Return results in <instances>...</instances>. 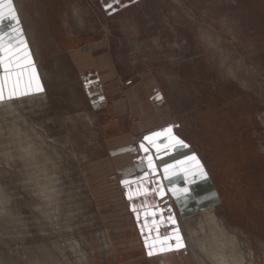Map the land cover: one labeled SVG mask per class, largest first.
<instances>
[{
    "label": "rangeland",
    "instance_id": "obj_1",
    "mask_svg": "<svg viewBox=\"0 0 264 264\" xmlns=\"http://www.w3.org/2000/svg\"><path fill=\"white\" fill-rule=\"evenodd\" d=\"M12 5L19 23L0 3L4 43L22 32L43 91L0 103V264H217L190 233L210 236L211 210L237 238L219 249L229 263L264 264V0ZM20 48L13 78L30 72ZM167 126L196 154L170 158L195 156L206 177L166 176L169 152L145 137ZM176 176L191 178L176 196L192 185L180 209L159 195ZM175 228L186 247L149 256L146 238Z\"/></svg>",
    "mask_w": 264,
    "mask_h": 264
},
{
    "label": "snow or ice",
    "instance_id": "obj_2",
    "mask_svg": "<svg viewBox=\"0 0 264 264\" xmlns=\"http://www.w3.org/2000/svg\"><path fill=\"white\" fill-rule=\"evenodd\" d=\"M2 2L3 0H0V3ZM115 2L119 3V0H115ZM7 4H8L9 11L11 13V19L14 20L16 23H19L15 15V10L12 5V0H7ZM111 7L112 5L109 4V8ZM2 22H3L2 15H0V24H2ZM17 36L19 37L18 45L23 46V48L25 49L26 55L28 56L27 65L30 68V72H29L27 79L23 81L21 80V77L24 76V73L22 72H17L14 78L11 77L10 75L4 77V81L0 82V103H3L5 98H7L8 100H12V99L19 98V96L28 95L30 94L29 90L33 89V87L35 91H43V88L39 82V76L36 72L34 62L31 60L30 53L27 52V44L23 40L22 32L17 31ZM8 40H9V43L5 44L3 35H0V53L3 54V56L0 57V64H3L6 72L9 70V68L13 66L14 61H15V66L17 68L21 67V64L19 63V59L15 56V52L19 51V47H17L16 49H13L11 47V42L17 41V37L9 34ZM8 81H11V84L8 88L7 97H5L4 88H5V83ZM33 81L35 82L34 85H33ZM162 136L167 137V142L164 143L163 145L156 143V140ZM145 140H147L154 148H156L157 153H159L161 149H164L167 151H173V150L178 151L180 149H184L188 147V145L183 140H181L180 138L172 134L171 127L167 128L165 131H162V132L160 131L155 132L152 135L145 137ZM141 148H143V150L146 153L148 152V149L144 148L143 145H141ZM147 159H148L149 166L152 167L153 171L155 172V166L152 164V157L148 156ZM188 161L194 162L195 167L193 169H189L185 167ZM178 168L184 171L186 174L191 175L192 179L190 183H195L197 176L200 177L201 179L206 177V173L203 170V166L199 163V161L197 160L195 156H188L184 160H177L175 164H168L164 168V173L166 174V176H168L170 169H178ZM125 184H127V181H125ZM144 191H147V189H144ZM180 192L182 195L178 196L177 197L178 199L183 198L187 200L192 196V192L189 187H184L180 189ZM173 194L176 195V192L174 191ZM128 198L131 200L132 195L129 194ZM133 211L134 212L136 211L135 206H133ZM144 215L146 217L148 215L156 216V213L155 212H151V213L145 212ZM168 219L170 220L172 224L176 223L174 217L169 216ZM149 231L151 232V228L149 229ZM172 239L176 241L174 246L169 243V240H172ZM145 245L149 249L148 251L149 256L154 255V254H163L165 252L173 251V250H180L186 247L183 241V237L179 233V228L173 229V234L170 236L166 235L163 238H161L159 235H157L155 238L151 240L146 238Z\"/></svg>",
    "mask_w": 264,
    "mask_h": 264
},
{
    "label": "bare ground",
    "instance_id": "obj_3",
    "mask_svg": "<svg viewBox=\"0 0 264 264\" xmlns=\"http://www.w3.org/2000/svg\"><path fill=\"white\" fill-rule=\"evenodd\" d=\"M22 6L19 5V10H21ZM3 54L0 53V57H2ZM20 60V59H19ZM4 67V66H3ZM11 71L10 72H13L14 74H16L17 72H22L24 73V76H28V74L26 73V71H23L22 68L18 69V70H13L10 69ZM5 71V70H4ZM5 76H9L8 72H5L3 75L0 76V81L3 82L4 81V77ZM24 76L21 77V80L22 78L24 79ZM10 84H9V81L6 82L5 84V87L6 89H4V92H5V97L7 96V93H8V88H9ZM12 104V103H11ZM15 127V126H14ZM15 129H17L15 127ZM21 135V132L19 131H16L15 132V136H20ZM31 137V136H30ZM33 138V137H32ZM23 139V138H22ZM34 139V138H33ZM35 139H38V138H35ZM34 139V140H35ZM21 143V142H20ZM24 143V142H23ZM22 144V143H21ZM23 145V144H22ZM41 146V145H40ZM43 146V145H42ZM29 149V151H28ZM21 151H22V154L23 156H25L29 162L31 163L32 160H34V158L36 157V154L37 152H35L34 149H31V146H27V147H21ZM36 159V158H35ZM26 160V159H25ZM37 160V159H36ZM27 161V160H26ZM37 164V163H36ZM48 190V189H47ZM51 192V191H50ZM49 194V193H48ZM210 211V210H209ZM204 215L206 216L208 222H207V225L209 227V230H210V236H206V237H201L200 233H197L196 232V229H192L190 231L193 232V238L192 240H194L196 242V245L199 249H201L203 252H205V254H207L209 257L215 259V261L217 262V264H230L229 263V260L225 257V254L223 253V251L219 250V249H222L224 246H229V245H234L235 243V238L233 237H230L228 236L224 231L223 229L221 228V226L219 225L218 223V220L216 218V215H215V212L214 211H210V212H206L204 213ZM199 225V224H198ZM204 227H206V225L204 226V224L200 225V229L204 232ZM198 231V230H197ZM208 233V232H207ZM234 236V235H233ZM231 239V241H229V238ZM195 238V239H194ZM237 239V238H236ZM190 241V240H189ZM239 244V243H238ZM195 245V244H194ZM241 245V244H240ZM190 246V245H189ZM243 246V245H242ZM193 247V246H192ZM191 249V247H190ZM235 249V248H234ZM198 250V249H197ZM233 250V249H232ZM230 251V250H229ZM252 251V250H251ZM199 252V251H198ZM201 253V252H200ZM228 253V252H227ZM236 252H234L235 254ZM195 254L196 251H195ZM230 254V253H229ZM228 254V255H229ZM239 255V254H238ZM197 256V255H196ZM233 256V255H232ZM244 256V255H243ZM246 256V255H245ZM252 256V254H251ZM234 257V256H233ZM232 257V258H233ZM241 256H239L240 258ZM202 258V257H201ZM200 258V259H201ZM244 258V257H243ZM247 258V257H246ZM231 259V258H230ZM238 259V257H237ZM236 260V258H234V261ZM232 261V259H231ZM237 261V260H236ZM246 261V260H245ZM204 264L206 263L205 261H203ZM209 262V260H208ZM234 264L236 262H233ZM251 263V262H250Z\"/></svg>",
    "mask_w": 264,
    "mask_h": 264
},
{
    "label": "crops",
    "instance_id": "obj_4",
    "mask_svg": "<svg viewBox=\"0 0 264 264\" xmlns=\"http://www.w3.org/2000/svg\"><path fill=\"white\" fill-rule=\"evenodd\" d=\"M3 11H1L0 13H2ZM4 25V24H3ZM3 30H5V29H3L2 28V31H1V28H0V35H2V33H3ZM11 31V30H10ZM9 31V32H10ZM16 36V35H15ZM3 37H4V40L5 39H7V35L5 34H3ZM6 41V40H5ZM17 47H19V51H17L16 53H18V54H23L22 53V49L20 48V45H18V39H17V41L15 42L14 41V49H16ZM25 50V49H24ZM28 51H30V50H28ZM31 52V51H30ZM25 54H26V52H25ZM169 127H171L172 128V134L173 135H175L176 136V134H175V129L172 127V126H167V127H165V128H163V129H161V130H159L160 132H162V131H165L167 128H169ZM177 137V136H176ZM167 142V137H164V136H162V137H160L159 139H157L156 140V143H158V144H161V145H163L164 143H166ZM161 150H164V149H161ZM165 151V150H164ZM167 151V150H166ZM169 153H168V155H166V156H163V157H161V158H159V161H160V166H161V168H163V170H164V168L168 165V164H175L176 163V160H173V159H171L170 158V155H172V154H174V153H176V154H178V155H180L179 153L180 152H184L185 154H188V153H190V155H194L193 154V151L191 150V148H190V146H188L187 148H184V149H180V150H178V151H176V150H173V151H168ZM196 155V154H195ZM182 157V156H181ZM177 160H182V158H180V156H179V158L177 159ZM192 163L193 162H188V167L191 169V168H193V165H192ZM185 167H187V164L185 165ZM176 170V169H175ZM177 171V170H176ZM175 171V172H176ZM178 172V171H177ZM178 175H179V173H178ZM179 178H180V176H176V178H172V179H170V183H168L167 182V179H166V183L168 184V186H167V191H175V189L176 188H178L179 187V185H180V183L182 182V181H178L179 180ZM189 180V179H191L190 177L188 178L187 176H185L184 177V180H183V182H186L185 184H186V186L189 184L190 185V183H188L189 181L187 180V179ZM182 182V183H183ZM174 184V185H173ZM194 188V187H193ZM191 189H192V185H191ZM164 192H162V193H160L159 195H160V198H164V197H167L168 195H169V197H170V201L172 202L171 204H173L174 203V201L178 204V196H174V195H172L170 192L169 193H167V191H166V189L165 188H163L162 189ZM161 190V191H162ZM166 192V193H165ZM163 193L165 194V195H163ZM158 194H156V196H159ZM180 195H182V194H180ZM178 207H179V209H180V206H179V204H178ZM172 207H169L167 210H172L171 209Z\"/></svg>",
    "mask_w": 264,
    "mask_h": 264
}]
</instances>
